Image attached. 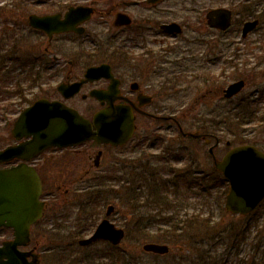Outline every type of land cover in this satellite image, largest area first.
I'll return each mask as SVG.
<instances>
[{
	"label": "rangeland",
	"instance_id": "obj_1",
	"mask_svg": "<svg viewBox=\"0 0 264 264\" xmlns=\"http://www.w3.org/2000/svg\"><path fill=\"white\" fill-rule=\"evenodd\" d=\"M29 1L0 0V72L7 73L10 81V94L0 98V147L10 142L12 121L18 111L37 98L45 87L44 73L32 71L37 75L32 81L31 72L18 68L39 59L37 53L47 43L43 36L23 26L28 13L39 10ZM241 1L175 0V8H172L178 11L175 19L187 16L192 24L180 37L157 45V49H165V53L158 55L161 59L157 63L169 64L175 69L172 96L161 103L164 106L169 103L173 109L162 113H171L170 117L179 121L183 131H194L197 124L203 123L207 131L215 132L220 140L214 151L217 158L229 147L241 144H253L264 152V0H244V6ZM216 6L235 10V23L226 32L210 29L204 22L206 10ZM197 17L202 18L201 23L197 22ZM255 17L259 25L242 38L238 21L242 23ZM12 22L16 29L8 31L6 26ZM97 41L101 40L92 42L63 36L52 42L61 52L78 49L79 53L74 55H78L79 64L105 61L118 66V60L111 53L97 50L101 48ZM64 57L71 59L70 54ZM238 79L244 80V87L232 98H224L223 89ZM84 107L83 103H78L80 110ZM213 120H217L215 127L207 123ZM144 129L151 131L146 139L141 142L133 139L126 147V172L121 184L98 180L87 190L84 183L74 185L81 204L87 201L81 194L97 198L90 208L92 213L85 215L83 205L78 209L73 205L72 210L56 214L51 220L46 212L33 228L31 245L37 246L40 264H264V200L251 215L227 212L222 186L215 185V182L220 183L219 175L208 154L209 145L178 138L180 134L172 120L144 119L139 121L138 135ZM227 140L230 145L225 144ZM136 143L142 144L137 146ZM119 154L112 156L119 158ZM109 159L111 161V157ZM105 163L108 168L109 160ZM111 165L109 175L116 177L119 166L113 162ZM198 166L204 170L210 184L196 181ZM166 167H173L175 173L166 201L175 204L163 210L147 197L146 183L152 168H158L160 180L172 176V172L163 173L162 168ZM104 169L105 165L100 171ZM141 175L148 178L146 183ZM156 187L161 190L160 184ZM132 191L137 194V201H132ZM109 204L114 206V211L108 218L125 229L123 240L115 247L101 241L80 246L77 240L91 234ZM184 217H192L187 222V235L181 240L165 241L160 231ZM6 238H11L10 231L0 229V242ZM144 242H166L170 253L166 256L146 253L141 249Z\"/></svg>",
	"mask_w": 264,
	"mask_h": 264
},
{
	"label": "flooded vegetation",
	"instance_id": "obj_2",
	"mask_svg": "<svg viewBox=\"0 0 264 264\" xmlns=\"http://www.w3.org/2000/svg\"><path fill=\"white\" fill-rule=\"evenodd\" d=\"M174 1L31 0L28 3H33L39 10L37 13H28L23 26L43 36L47 43L40 47V51L37 53L39 54V59L36 58L30 63L21 64L18 68L31 72L34 76L32 81L37 77L36 73L32 71L44 73L43 81L45 87H43V91L40 94L37 92L39 94L37 98L58 102L59 105L56 104L50 107L52 110L58 108L59 111L61 110L60 106L65 105L70 109L77 110L88 119H92L97 111L103 110L105 117L111 120L126 118L127 112L130 111L134 116L136 127L129 141L138 138V141L141 142L151 132L144 129L138 135L137 128L141 120L147 119L153 122L166 119L172 120L176 125L175 117H170L169 115L171 113H162L171 111L173 108L168 105L169 103L165 106L161 104L172 96L175 84V69L169 64L157 63L161 59L158 55L165 53V49H157L158 43H163L169 38L180 37L192 24L187 16H183L182 19H175L174 15L178 11L172 10V8H175ZM207 11L208 9L205 15ZM30 14L52 16L58 22H76L79 24L76 28L82 27L83 32L78 33L74 30H69L55 33L49 38L45 32L28 24V16ZM196 20L198 23L202 22L201 17H197ZM204 22L206 24V20ZM171 23H177L180 26V32L175 33L174 30H169L165 27ZM89 24L90 27H88ZM6 29L13 31L16 29V24L12 22L11 25L6 26ZM63 36L79 37L92 42L99 38L101 41H97V44L99 43L102 49L109 47L108 50H112L117 55L115 59L118 60V66L109 64L112 77L104 76L92 81H86L81 85L77 93L69 96H67V90L66 94L59 90L58 86L60 84L81 80L87 67L103 62L100 61L88 65L79 64L78 55L77 57L74 55L77 54L76 52L79 53L78 49L76 52L73 50L61 52L57 45H53L52 41L55 38ZM82 53L81 56H84ZM67 54H70L71 59L64 57ZM114 83L117 85L115 89L106 91V95L102 100L89 95L93 89L107 90ZM34 86L38 87L36 84ZM33 101L29 102V104ZM78 103L85 105L83 110L78 108ZM26 106L21 108L17 115ZM177 130L180 132V128L177 127ZM180 133L181 136H178V138H188L197 142L203 141L204 144L209 146L212 144L211 142L207 143L206 139L202 137L184 136L182 132ZM217 138V135H210L209 139L216 141ZM30 139L31 137L16 139L11 134L10 142L6 145L27 142ZM128 142L114 146L98 143L95 140H87L79 145H50L36 152L23 150L19 152L18 156H13L10 160L0 163V168L26 164L33 167L37 172L41 183L39 198L43 202L42 217L31 225V227H37L46 212L51 215V220L57 216L56 214H63L68 209L72 210L73 205H75L74 208L76 209L82 205L85 207L83 203L79 202L80 198L74 185L78 186V183L80 185L84 183L86 188L84 186L81 187L87 190L90 187L92 188L97 180L100 181L101 177L104 178L105 183L109 182L112 177L109 175L112 169L111 162L118 164L119 172L117 176L122 182L125 179L126 147ZM3 147H0V149ZM133 147L135 146L133 145ZM217 147H215V150ZM82 151L84 152L80 154ZM114 152L122 155L119 154V158H116V156H112V154H115ZM107 159L109 160L108 168H106L105 163ZM193 159L192 161L194 162L195 158ZM104 165V171H100ZM98 172L101 173L98 174ZM199 172L201 174L203 170L200 169ZM163 173H171L172 177L175 175L173 167H168ZM113 180L116 181L117 178ZM81 195H84L89 202L90 196L88 194L84 193ZM29 245L22 247V249H34L37 251L36 245H31V242Z\"/></svg>",
	"mask_w": 264,
	"mask_h": 264
},
{
	"label": "water",
	"instance_id": "obj_3",
	"mask_svg": "<svg viewBox=\"0 0 264 264\" xmlns=\"http://www.w3.org/2000/svg\"><path fill=\"white\" fill-rule=\"evenodd\" d=\"M206 18L209 25L226 29L231 22V12L226 8H216L210 10ZM28 21L33 27L44 30L49 37L55 32L73 30L77 24L70 21L58 22L52 16L34 14L29 15ZM257 23V19L246 21L242 27V36L245 37ZM168 28L176 32L180 31L174 23ZM75 30L82 31L81 28ZM108 71V64L91 66L86 69L81 81L61 84L59 90L65 94L67 90V96L72 95L79 90L82 82L110 76ZM243 86V79L230 83L224 89V97L234 96ZM113 88L112 84L109 90ZM90 94L101 99L106 92L94 89ZM55 105V102L39 99L19 115L12 132L18 138L28 135H32L33 138L28 145L23 143L20 146H10L1 150L0 162L8 160L24 148L36 152L52 144H79L88 139L117 145L126 142L132 135L134 123L129 112L125 119L111 120L105 117L103 111H99L93 116L92 124L75 110L68 108L52 110L50 107ZM210 151L212 152V148ZM214 164L228 181V192L225 197L227 211L245 215L254 210L264 199V152L256 146L242 144L232 147L220 160L214 157ZM40 191V181L31 167L20 164L16 167L0 169V226H11L14 235L13 240H5L0 245V264H38L36 254H33L32 259L28 261L27 256L30 252L20 251L17 246L27 244L30 225L41 215L42 203L38 200ZM113 209L114 207L109 205L106 215H109ZM123 236L122 228H116L104 218L97 225L94 233L88 238L79 240V244L87 245L100 238L117 244ZM142 248L160 254L168 252L166 244L154 242L144 243Z\"/></svg>",
	"mask_w": 264,
	"mask_h": 264
},
{
	"label": "trees",
	"instance_id": "obj_4",
	"mask_svg": "<svg viewBox=\"0 0 264 264\" xmlns=\"http://www.w3.org/2000/svg\"><path fill=\"white\" fill-rule=\"evenodd\" d=\"M245 12H246V14L249 13L248 10H246ZM2 70H5V68H2ZM8 83H9V75H7V73L0 72V98L7 97L8 94H10V86ZM215 122H217V120L207 121V123L210 125L214 124V127H215ZM196 128L200 129L202 131H207L205 129L206 127L203 123L197 124ZM212 133H215V132L212 131ZM221 181H222V184L224 185L223 186L224 187L223 188V194H224L226 192V183L224 182L223 178H221ZM147 186H148L149 195H150V196H148V198L150 197L149 200H151V198H152L153 205H159L160 203L165 204V202H164L165 196L162 194V192L161 193L158 192V189H157L155 183L149 182V183H147ZM160 186L162 187V184H160ZM130 196L132 198V201H136L137 194L134 193V191L131 192ZM197 216H199V215H197ZM192 217H194V216H192ZM192 217H184L183 219L176 220V223L172 224V227L163 229L162 231H160L159 234L165 238V241H169V240L171 241L172 238L176 239V240H181L183 238V236L187 235V222L189 220H191ZM178 226H180V227H178ZM231 230L232 229H230V231ZM241 232H242V230H241Z\"/></svg>",
	"mask_w": 264,
	"mask_h": 264
}]
</instances>
